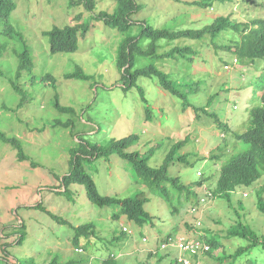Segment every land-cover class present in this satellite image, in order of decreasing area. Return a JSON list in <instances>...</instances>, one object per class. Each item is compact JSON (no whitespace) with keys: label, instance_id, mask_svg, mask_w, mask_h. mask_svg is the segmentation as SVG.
<instances>
[{"label":"rangeland","instance_id":"374dc122","mask_svg":"<svg viewBox=\"0 0 264 264\" xmlns=\"http://www.w3.org/2000/svg\"><path fill=\"white\" fill-rule=\"evenodd\" d=\"M14 1L16 8L8 21L24 36L32 55L33 69L18 81L25 94L19 105L22 95L12 89L8 79L14 78L17 66L13 48L21 50L22 43L16 38L8 39L9 46L0 59V71L4 73L0 75V130L21 141L29 160L19 161L16 151L0 141V264L24 258L46 262L55 253L63 260L82 255L84 250L76 252L71 244L73 231L66 224L77 226L87 222L95 224L96 230V235L91 236V251L94 253L90 255L91 261L110 254L116 258L117 264H172L175 259L172 257L176 254L172 255L171 249H166L171 252L169 256L157 261L159 254L166 252L160 250V242L170 233L191 236L192 231L187 226H192L197 219L201 221L198 230L218 239L223 247L213 253L218 259L215 255H207L200 257V264H251L250 261L264 264V251L259 247L242 253L233 263L228 258L238 247L247 244L245 239L230 236L229 228L241 222L264 233V215L256 207V191L262 189L264 198V174L251 186L237 187L229 201L209 196L206 202L195 208L197 212H192L190 205L186 204L177 215H173L163 197L139 182L125 158L112 154L108 159L86 161V172L94 179L100 194L120 198L139 191L147 194L149 200L145 210L153 220L142 226L128 222L124 216L113 219L118 207L100 208L91 204L83 185L72 184L70 187L73 201L60 193L63 190L60 180L70 167L68 149L76 145L78 136L92 144H105L110 138L136 133L139 141L133 149L143 154L156 143H161L153 150L152 166L160 165L172 145L186 138L188 142L186 140L179 153H188L192 165L177 162L170 167V172L186 184L199 180L201 176H211L212 182L207 180L203 186L195 188L203 200L206 193L211 195L216 170L222 162L212 156L228 150L224 155L227 160L246 148L234 135L249 127L250 108L261 104L264 57L249 60V63L246 60L234 63V55L215 46L231 39V31L222 32L214 44L207 36L201 41L173 43L191 44L198 51L186 54L187 57L193 56V61L180 58L160 65L173 78L186 80L185 100L190 105L163 90L154 79L143 78L139 84L144 88L151 110V117L147 120L146 103L136 87L124 89L117 81L116 51L123 38L139 33L144 22L157 28L173 29L201 28L217 17L227 15L236 21L250 22L264 19V0H212L207 7L192 3L206 0H137L141 8L131 15L132 25L127 32L118 31L95 18L87 19L88 15L99 11H111L112 0H95L93 12H88L80 3L71 5L69 0ZM78 14L80 20L76 19ZM85 19L89 28L83 36L78 35L77 50L51 54L48 37L43 32L53 26L73 25ZM239 36L234 31L233 38L239 39ZM0 40L7 41L2 35ZM143 64L141 61L138 66ZM226 64L230 66L228 70L224 68ZM75 65L92 75L93 80L66 79L64 75L72 72ZM45 74L55 78L56 86L42 80ZM197 79L199 81L192 84ZM189 84H192L191 90L186 89ZM56 95L59 103L73 107L74 113L58 112L53 105ZM192 106H205L208 114L195 116ZM211 113L228 126L225 134L218 129ZM56 119L63 122L72 119L73 126H52ZM223 144L226 147L217 149ZM198 171L201 172L199 176ZM177 201L175 197L172 199L174 205ZM38 204L67 223L55 221L45 210L36 208ZM22 223L25 225L23 238L16 244V239L22 235L17 230ZM122 226L131 232H125L119 238ZM142 236L147 238L145 242ZM223 254L226 259L222 258Z\"/></svg>","mask_w":264,"mask_h":264},{"label":"trees","instance_id":"16d2710c","mask_svg":"<svg viewBox=\"0 0 264 264\" xmlns=\"http://www.w3.org/2000/svg\"><path fill=\"white\" fill-rule=\"evenodd\" d=\"M69 1L71 5H78V3L82 4L88 12H93L96 5L95 0ZM112 1L113 8L111 11L102 10L95 15H88L87 19L95 18L101 20L107 26L115 27L118 31L127 32L132 25L130 19L131 15L138 12L141 5L138 4L137 0ZM211 2L212 0H206L193 1L192 3L201 7H207L211 5ZM15 8L16 3L14 0H0V24L2 26L0 35L7 39L5 42L0 40V59L9 46L8 41L10 39L16 38L22 43L21 50L13 48V54L17 59V66L15 68L14 78L12 80L8 79L12 89L17 94L22 95V99H20L19 103L20 105L24 100L25 94L22 85L19 84L18 81L23 74L31 73L33 69V59L31 52L25 45L24 36L8 21V18ZM76 19L80 20L81 15L78 14ZM87 19L73 25L66 24L62 27L53 26L51 29L44 31L43 35L48 37L50 53L75 52L78 47V35L83 36L89 28ZM141 26L138 34L128 35L119 43L116 51V67L119 73L117 81L121 83V87L124 89L136 87L142 101L146 103L145 110L147 112V119L150 118L151 110L144 96V88L139 84V81L143 78L154 79L163 90L174 97L183 99L185 104L190 105V103L185 100L186 92L184 88L187 84L186 80L173 78L171 73L164 71L160 65L165 61H178L180 58H184L188 62L193 61V56L187 57L186 54H196L198 51L192 48L190 46L191 44L181 46L179 43H173L184 42L186 40L201 41L207 36L210 38V42L214 44L222 32L232 30L231 32L233 34L234 31L240 34L239 39H229L227 42L215 44V46L226 52L233 53L240 60L264 57V20L262 19H254L250 22L241 23L233 20L231 16L228 15L219 16L211 23L197 29L193 27L176 29L157 28L146 22ZM161 42H164V45H162ZM168 46L171 47L165 50ZM141 61H144V64L138 66V63ZM0 75H4V73L0 71ZM64 77L66 79H76L80 81L93 80V76L86 74L79 65H75L73 71L66 73ZM42 80L50 81L53 86H56L55 78L51 74H45L42 76ZM198 81L197 79V81H193L192 84H196ZM192 84H189L186 89L191 90ZM209 102L207 105H209ZM260 102L261 104L259 106L250 108L249 127L245 131L235 133L234 135L235 139L240 140L246 145V148L232 155L227 160H224V155L228 150L221 151L222 153L212 156V159L216 161L221 160L222 162L216 170V181L211 195L205 194L206 199L203 200L204 202L208 200L209 196L225 198L229 201L232 193L235 192L237 187L251 186L264 174V87L261 89ZM53 105L58 112L68 114L74 113L73 107L63 106L59 103L57 95L55 96ZM192 108H194L196 116L202 117V114H208L205 106H192ZM211 116L214 117V121L221 133L225 134V132L228 131V126L219 121L214 113H211ZM52 126H62L64 128L72 127L73 120L68 119L63 122L56 119ZM77 139L76 145L68 149L70 167L69 172L63 175L60 180L63 187L60 193L67 199L73 201V191L70 187L72 184L83 185L85 196L91 204L100 208L110 206L118 207V211L112 216L113 219L124 216L128 222L135 223L139 226L152 222V215L145 210V204L148 202L149 198L144 191L136 192L132 196L124 198L100 194L94 179L86 172L84 167L85 162L88 160L99 158L108 159L112 154H118L120 157L125 158L128 160L131 171L139 182L145 185L152 193L163 197L170 205L173 215H177L186 204H189L192 209L197 208L200 205L201 195L199 196V192H197L195 188L203 186L207 180L212 182L211 176L207 178L201 176L199 180L186 184L181 181L179 176L171 174L170 167L177 162H183L186 166L192 165L188 153H179L180 148L186 144V138L173 144L163 158L162 163L158 166H152L150 164V159L153 156L152 154H154V148L160 147L161 143H156L154 148H151L144 154L132 150L139 141V135L136 133H131L120 138H110L105 144H92L80 136H78ZM0 141L11 146V148L16 151V157L19 161L29 160L28 155L25 154L23 150L21 141L17 137L8 136L0 130ZM224 147H226L225 144L217 149L220 150ZM31 165L35 167L34 163H31ZM256 194V207L258 211L264 215L262 189L256 191ZM174 197L178 200L176 205L172 202ZM35 207L45 210L55 221L64 224L67 223V221L61 219L60 216L44 209L41 204ZM66 225H69L73 231V235L70 238L71 244L74 246L76 252L84 250V252L81 253L82 255L77 254L76 257H69L63 260L59 254L55 253L46 262H38L33 258H24L16 262L7 260L6 264H117L116 258L110 254L106 257H95L94 261H91L90 255L94 254L91 251V236L94 237L96 235L95 224L87 222L77 226L71 225L70 223ZM187 227L189 229L191 228V226ZM17 230L18 233L22 235L16 239V244L20 243L23 238L25 225L22 223ZM203 230L206 232L205 229ZM206 233H204L202 235L203 238H201L211 247L208 255H215L213 253L223 247L219 245L218 239L207 236ZM120 234L119 238L126 233L121 230ZM173 234L174 233L168 234L165 239L171 237ZM228 234L232 237H240L247 241L245 246L238 247L234 253L228 256L232 263L235 262L242 253L248 252L256 247L264 251V233L257 232L248 224L239 222L236 226L229 228ZM170 254L171 252L168 251L164 254H159L157 261L160 262ZM154 255L158 257L157 252H154ZM215 256L217 257V255ZM223 256V259L227 258L225 254H223ZM218 258L219 257H217V259ZM171 263L176 264L175 261ZM250 263L255 264L251 261Z\"/></svg>","mask_w":264,"mask_h":264},{"label":"built area","instance_id":"2783aa9c","mask_svg":"<svg viewBox=\"0 0 264 264\" xmlns=\"http://www.w3.org/2000/svg\"><path fill=\"white\" fill-rule=\"evenodd\" d=\"M122 230L130 232L126 226H123ZM142 240L145 242L147 238L143 237ZM170 247H174L178 250L177 262L179 264H198V261L192 260V257H199L202 253L209 250V245L204 240L198 237L185 235L168 237L162 241L159 246L160 250Z\"/></svg>","mask_w":264,"mask_h":264},{"label":"clouds","instance_id":"9594fccd","mask_svg":"<svg viewBox=\"0 0 264 264\" xmlns=\"http://www.w3.org/2000/svg\"><path fill=\"white\" fill-rule=\"evenodd\" d=\"M221 1V0H220ZM210 8H212L211 6H210ZM252 20H254V19H252ZM262 20H264V19H262ZM251 21V20H250ZM239 22H241V23H244L243 21H239ZM228 31H232V30H228ZM234 35V34H233ZM233 35H232V38L231 39H235V38H233ZM227 53H229V54H232V55H234L233 53H231V52H227ZM235 56V55H234ZM256 59V58H255ZM249 60H254V59H246V63H249L248 61ZM237 61H245V60H240V59H238L236 56H235V59H233V62L235 63V62H237ZM224 68L226 69V70H228L229 68H230V66L229 65H224ZM235 107V106H234ZM206 108V107H205ZM204 114H202V116H203ZM195 116H196V114H195ZM150 117H151V114H150ZM150 119V118H149ZM149 119H147V120H149ZM188 142V141H187ZM135 147V146H134ZM133 147V148H134ZM132 148V150H134ZM135 151H138V150H135ZM139 152V151H138ZM141 153V152H140ZM199 172V171H198ZM199 175H201V172H199V174H198V176ZM207 194V193H206ZM244 194L246 195L247 193H245L244 192ZM210 199H212V198H210ZM204 203V201H203V199H201L200 198V204H203ZM191 211L192 212H197V210L195 209V208H193V209H191ZM198 222H199V225H198ZM201 225V221H200V219H197L196 220V222L191 226V228L189 229V230H191L192 232H190L191 233V236H193V237H198V238H200V239H202L203 237H202V235L204 234L203 233V231L202 230H198V227ZM123 227V226H122ZM122 227H121V230H122ZM123 231V230H122ZM125 232V231H124ZM131 232V231H130ZM130 232H127V233H130ZM168 235V234H167ZM166 235V236H167ZM181 235V234H180ZM172 236H177V235H175V234H173V235H171V237ZM145 237V236H144ZM202 237V238H201ZM142 238H143V236H142ZM165 240V238L162 240V241H164ZM202 240H204V239H202ZM143 241V240H142ZM205 241V240H204ZM144 242V241H143ZM206 242V241H205ZM161 243V242H160ZM207 243V242H206ZM208 244V243H207ZM209 245V244H208ZM168 249H171V250H173V254L172 255H174V254H176L175 255V257H172L173 259H174V261L176 262V264H179L178 262H177V257H178V250L176 249V248H174V247H170V248H168ZM210 249H211V247H210V245H209V250H207V251H205L204 253H202L199 257H192V260H197L198 261V264H200V262H199V260H200V257H207V255H208V252L210 251ZM166 250V249H165ZM167 251V250H166ZM155 252V251H154ZM226 259V258H225Z\"/></svg>","mask_w":264,"mask_h":264}]
</instances>
